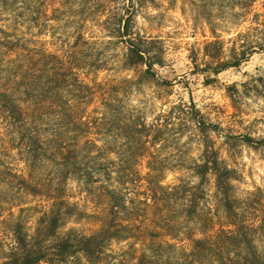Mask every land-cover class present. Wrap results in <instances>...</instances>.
I'll return each instance as SVG.
<instances>
[{
    "label": "rangeland",
    "instance_id": "374dc122",
    "mask_svg": "<svg viewBox=\"0 0 264 264\" xmlns=\"http://www.w3.org/2000/svg\"><path fill=\"white\" fill-rule=\"evenodd\" d=\"M34 10L36 15L41 14L38 21L42 26L50 18L53 26L48 29L54 34L30 22ZM0 12V26L10 32L13 41L19 38L21 47H34L36 37L54 49L60 42L57 38L60 33L65 36L81 31L95 40L94 47L100 57L107 59L104 67L92 75L94 78L135 80L120 94L130 113L144 116L149 123H155L157 118L171 123L163 128L166 140H159L152 148L156 167H162L157 177L161 184L176 185L185 181L195 185L199 182L193 165L203 159L205 138L199 131L197 119L212 123L207 135L221 163L232 172L229 179L231 208H226L219 200L215 174L210 172L201 185L203 197L191 215L185 210V204L190 205L189 196L184 197L179 192L170 199H161L162 190L157 189L155 197L160 203L152 205L147 195L151 191L146 189L145 181L134 194L125 189L129 182H124L125 178L114 172L110 184L125 192L131 199L130 207L139 206L137 211L141 216L131 214V217L136 218L140 226L149 225L154 229L157 225L152 221L166 219L173 225L172 230L160 229L159 240L169 241L178 248L152 252L146 235H140L109 239L92 259L79 252L75 259L46 258L37 264H130L142 250L161 264L169 261L176 264L183 256L182 247L190 246L188 237H203V229L233 227V222L243 225L241 244L229 241L225 255L240 253L248 260L257 256L264 264V0L247 4L241 0H0ZM120 14H132L134 26L141 35L159 39L155 49L163 48L164 62L154 66V75L142 74L145 65H124L127 43L113 29L114 19ZM215 35L224 44V57H230L234 46L242 49L251 45L256 46V50L240 66L216 74L206 66L211 58L205 51L206 43L215 39ZM0 53L3 56L0 88L18 97L27 120L21 128L0 112L1 263L17 244L16 224L21 223L23 230L33 237L50 201L23 188L20 182L23 176L35 187V158L23 150V134L35 139L34 71H24L20 57L2 45ZM191 102L199 112L191 106L188 108ZM120 142L122 138L115 141ZM126 155L132 159L135 171L146 177L151 171L149 156ZM108 157L118 160L119 156L110 152ZM54 170L46 163L38 170V175L50 177ZM132 185L130 182L129 187ZM66 186V199L74 207L58 229L59 235L70 232L72 237H80L94 233L106 217L107 203L98 198L97 187L89 193L75 178ZM206 264L225 263L218 260L214 252L206 258Z\"/></svg>",
    "mask_w": 264,
    "mask_h": 264
},
{
    "label": "trees",
    "instance_id": "16d2710c",
    "mask_svg": "<svg viewBox=\"0 0 264 264\" xmlns=\"http://www.w3.org/2000/svg\"><path fill=\"white\" fill-rule=\"evenodd\" d=\"M241 1L247 4L256 0ZM40 15V13L36 15L34 10L30 22L40 24L42 27L40 30L49 31L48 28L53 26L49 22L50 18H47L43 27L38 21ZM114 20L113 29L123 42L127 43L124 65L127 67L145 65L142 74L154 75V66L162 65L164 62L163 48L159 46L158 50L155 49L159 45V39L141 35L134 26L132 14L116 15ZM49 32L54 34V31ZM9 33L0 26V45L20 57L24 71H34L32 73L35 74V139L32 135L23 134L25 140L23 150L35 158V187L26 177L20 176V182L23 188L35 192V195L47 197L50 207L40 216L33 237H29L21 223L16 224L14 231L17 244L0 264H37L46 258L64 261L75 259L79 252L92 259L97 250L104 246L105 241L140 235H146L149 240L148 246L153 248L152 252L159 253L167 248L177 249V245L159 240L160 229L172 230L173 225L166 219L152 221L157 225L154 229L149 225L140 226L141 224H137L138 220L131 217V214H139L137 211L139 206H134V209L130 207L131 199L125 192L110 184L114 172L119 173L118 177H124V182H129L126 183L127 187L130 182L133 184L132 187L125 189L131 190L134 194L145 181L146 189L151 191L146 192L152 205L158 206L160 203V199L158 202L155 197L157 189L162 190L161 199H170L171 195L179 192L184 197L189 196L190 205L185 204L188 215H191L193 209L197 210L198 200L203 197L200 194L203 191L201 185L207 180L208 174L213 172L219 200L226 208H231L232 183L229 179L232 172L221 163L218 151L207 135L212 129V123L197 119L199 131L205 138L203 159L193 165L195 173L200 178L199 182L195 185L185 181H180L176 185H163L157 180L162 167H156L152 148L156 147L159 140H166L163 128H168L171 123L162 118H157L155 123H149L144 116H134L130 113L125 99L120 94L129 89L135 82L134 79L126 77L120 80L100 81L92 76L107 63L106 57H100L98 50L95 49L94 39L77 31L75 35L67 33L64 36L60 33L57 37L60 42L53 47L54 49L36 37L34 47H21L20 39L13 41ZM213 33L216 34V31L213 30ZM215 37L206 43L205 51L211 58L206 66L216 74L227 68L240 66L256 50V46L251 45L242 49L234 46L230 57H224V44L218 35ZM23 40L27 39L23 37ZM0 57L1 64L2 53ZM190 106L195 112H199L193 102L188 108ZM0 112L5 119L20 124L21 128L27 121L26 111L18 97L2 88ZM118 138H122V142L115 143ZM110 152L117 154L118 160L108 157ZM128 153L137 158L149 156L148 167L151 171L146 177L135 171L132 159L126 155ZM46 163L52 165L55 170L50 177L43 178L38 175V170ZM71 178L81 181L89 193L97 187L98 198L107 203L106 217L101 220L100 227L90 235L72 237L70 232L66 235L58 233L64 218L72 214L74 207L67 201L65 195L66 185ZM98 181L99 184L94 186ZM148 204L151 205L149 202ZM201 224L204 225L203 222ZM232 224L233 227L229 225L218 230L203 229V237H188L191 241L190 246L182 247L183 256L175 263L206 264V258L216 252L218 260L225 264H262L257 256L248 260L240 253L233 256L225 255L229 241L241 244L243 225L235 222ZM130 264L161 263L146 250H142ZM165 264L172 263L169 261Z\"/></svg>",
    "mask_w": 264,
    "mask_h": 264
}]
</instances>
